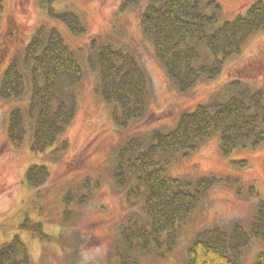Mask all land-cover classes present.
Returning a JSON list of instances; mask_svg holds the SVG:
<instances>
[{
    "label": "rangeland",
    "instance_id": "374dc122",
    "mask_svg": "<svg viewBox=\"0 0 264 264\" xmlns=\"http://www.w3.org/2000/svg\"><path fill=\"white\" fill-rule=\"evenodd\" d=\"M253 1L216 0L221 6L219 24L245 14ZM151 3L152 0H5L0 26V82L6 67L14 58L22 57L24 47L42 25L60 30L83 70L81 80L74 86L76 115L63 136L44 152L31 149L32 120L27 110L30 91L19 99L0 98V244L18 235L27 245L33 264H120L117 253L123 247V227L146 215L145 192L138 180L132 178L125 188L115 181L113 168L120 147L132 136L174 127L182 113L199 104L226 98L234 80L255 89L264 87L261 29L249 36L239 54L227 59L221 73L201 78L189 90L179 91L141 26L142 13ZM50 7L77 12L86 32L72 34L51 16ZM103 43L132 53L149 76L147 113L127 127L115 124L113 103L107 102L98 90L100 73L94 52ZM14 107L25 110L27 124L25 139L17 148L7 138L8 117ZM64 138L66 148L53 154ZM161 156L169 161L170 175L187 180L213 175L218 181L206 191L197 209L179 224L176 244H154L150 252L133 251L137 264H184L188 246L202 229L228 227L235 221L249 228L258 201L264 199V140L257 146H239L226 156L220 149L219 132H213L193 150ZM239 160L244 163L240 165ZM33 163L49 168L46 181L37 187L25 181V172ZM137 187L141 195L128 198V191ZM68 190L75 192L70 202L65 200ZM82 195H88L83 202ZM67 209L70 215L65 218ZM26 218L31 223H41L52 238L40 239L22 228ZM261 251L264 240L253 237L241 264H252Z\"/></svg>",
    "mask_w": 264,
    "mask_h": 264
},
{
    "label": "trees",
    "instance_id": "16d2710c",
    "mask_svg": "<svg viewBox=\"0 0 264 264\" xmlns=\"http://www.w3.org/2000/svg\"><path fill=\"white\" fill-rule=\"evenodd\" d=\"M4 10L5 0H0V26ZM220 10L216 0L204 3L203 0H152L142 13V29L152 39L158 58L181 92L195 86L201 78H213L221 73L227 59L241 52L249 36L264 29V0H254L245 14L222 24L218 18ZM49 11L72 34L86 32L77 12L56 11L52 7ZM95 49L94 62L100 73L98 90L107 102L113 103L115 124L127 127L147 113L149 76L130 52L109 43ZM82 74L76 52L60 30L45 25L26 44L22 57L14 58L6 67L0 82V98L19 99L30 91L27 110L32 120V151H46L66 132L76 115L74 86ZM229 89L226 98H216L182 113L174 127L132 136L118 150L113 168L115 181L125 188L132 178L138 180L145 192L146 214L141 221L130 220L123 227V247L117 253L120 264H137L132 257L135 250L150 252L154 244L175 245L179 224L197 209L206 191L218 181L213 175L195 180L170 175L169 161L162 153L193 150L213 132H219L220 149L226 156L239 146H257L264 140V87L255 89L237 79L229 84ZM26 133L25 110L12 108L8 117V142L20 147ZM66 146L64 138L53 154ZM48 175L46 164L33 163L25 172V181L37 187ZM88 183L87 180L86 187ZM141 192L139 187L131 188L127 196L137 197ZM251 192L255 193L253 189ZM74 197L75 192L68 190L65 200L70 202ZM87 197L82 195L80 201ZM65 214L66 218L70 210H65ZM22 228L40 239L52 238L41 223H31L28 218ZM253 237L264 240V199L258 201L248 229L235 221L228 227L217 225L199 231L187 248L184 264H241ZM0 264H33L27 245L18 235L0 244ZM252 264H264V251L258 253Z\"/></svg>",
    "mask_w": 264,
    "mask_h": 264
}]
</instances>
